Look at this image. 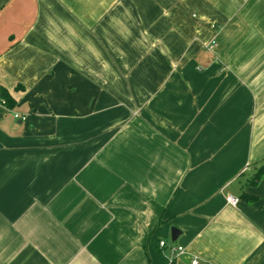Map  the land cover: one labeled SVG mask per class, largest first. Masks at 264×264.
Wrapping results in <instances>:
<instances>
[{
	"label": "crops",
	"instance_id": "obj_1",
	"mask_svg": "<svg viewBox=\"0 0 264 264\" xmlns=\"http://www.w3.org/2000/svg\"><path fill=\"white\" fill-rule=\"evenodd\" d=\"M262 165L264 0H0V264H264Z\"/></svg>",
	"mask_w": 264,
	"mask_h": 264
},
{
	"label": "trees",
	"instance_id": "obj_2",
	"mask_svg": "<svg viewBox=\"0 0 264 264\" xmlns=\"http://www.w3.org/2000/svg\"><path fill=\"white\" fill-rule=\"evenodd\" d=\"M6 100H7V103L9 104L10 100H9L8 96H6ZM262 177H264V165L259 167L258 170L254 173V175L250 178L249 184H253V185L257 184L261 180ZM241 198L247 202H252V201H255L257 199L256 196L251 195V194L247 193L246 191L242 192Z\"/></svg>",
	"mask_w": 264,
	"mask_h": 264
},
{
	"label": "built area",
	"instance_id": "obj_3",
	"mask_svg": "<svg viewBox=\"0 0 264 264\" xmlns=\"http://www.w3.org/2000/svg\"><path fill=\"white\" fill-rule=\"evenodd\" d=\"M215 43L216 42L213 40L211 43L208 44V46L213 47ZM14 116L16 118L20 117L18 113H15ZM228 201L232 205H235L237 203V199L234 198L233 196H229L228 197ZM160 246L161 247H165L166 246V242L165 241H160ZM172 250L175 253H177V254H183V253H185V248L183 246H181V245H175L174 247H172ZM191 264H200V261H199V259L197 257L194 256L191 259Z\"/></svg>",
	"mask_w": 264,
	"mask_h": 264
},
{
	"label": "water",
	"instance_id": "obj_4",
	"mask_svg": "<svg viewBox=\"0 0 264 264\" xmlns=\"http://www.w3.org/2000/svg\"><path fill=\"white\" fill-rule=\"evenodd\" d=\"M180 230L177 228V227H172L171 228V237H172V240L173 241H176L177 240V238L179 237V235H180Z\"/></svg>",
	"mask_w": 264,
	"mask_h": 264
}]
</instances>
